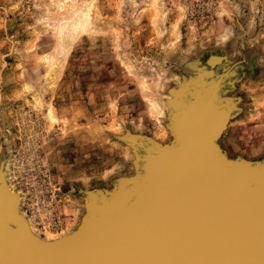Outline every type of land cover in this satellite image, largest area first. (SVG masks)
<instances>
[{"label":"rangeland","instance_id":"1","mask_svg":"<svg viewBox=\"0 0 264 264\" xmlns=\"http://www.w3.org/2000/svg\"><path fill=\"white\" fill-rule=\"evenodd\" d=\"M214 67L218 143L264 161V0H0V191L29 232L77 228L86 193L133 175V137L170 140V90Z\"/></svg>","mask_w":264,"mask_h":264},{"label":"water","instance_id":"2","mask_svg":"<svg viewBox=\"0 0 264 264\" xmlns=\"http://www.w3.org/2000/svg\"><path fill=\"white\" fill-rule=\"evenodd\" d=\"M185 82L166 102L170 140L129 139L135 176L85 194L80 238L63 249L38 246L13 211L12 195L0 191V264H264V161L230 155L218 143L220 130L209 128L211 118L197 114L214 82L190 81L191 98L176 104ZM233 112L230 118L235 103ZM185 127L208 128L213 153H199Z\"/></svg>","mask_w":264,"mask_h":264},{"label":"bare ground","instance_id":"3","mask_svg":"<svg viewBox=\"0 0 264 264\" xmlns=\"http://www.w3.org/2000/svg\"><path fill=\"white\" fill-rule=\"evenodd\" d=\"M83 16H84V18H82V24H81V27H84L85 28V26H87L86 28H88V25L90 24V20H89V17H88V10L87 11H85V12H83ZM92 23V22H91ZM89 28H91V27H89ZM84 29H81L80 31H81V33H82V31H83ZM68 45H69V43H66V42H64L63 44H62V48H63V50L64 49H67L68 48ZM219 51V50H218ZM214 52V51H213ZM214 57H218L219 58V56L218 55H215ZM199 62V61H198ZM50 63V62H49ZM216 63V65H217V63H218V61L217 62H215ZM51 64H52V62H51ZM194 66H201L200 64H195ZM193 66V67H194ZM205 66V65H204ZM203 67V66H202ZM204 68V67H203ZM219 69V68H218ZM204 71H206V72H213V75L212 76H210V77H205L204 78V80L203 81H197V77H195V78H192V80H191V82H193V81H197V83H200V85H203V86H205L204 85V83H207V82H214L213 83V85L212 84H210L211 86H210V90H212L213 92H214V94H215V92H217V91H219V90H221V87H222V81L221 80H223L224 78H225V76H224V74H219V72L217 71V68H209V69H204ZM211 80V81H210ZM220 80V81H219ZM218 82H220L221 84H218ZM189 83V81H187V82H185L184 83V85L186 86L185 88H181V90L180 91H177L175 94H174V99H175V101H178L181 97H189V98H191V95H188L189 94V92L190 91H192V92H194V90L195 89H193V88H195V86L196 85H193V84H188ZM213 86H214V88H213ZM228 86V85H227ZM214 89V90H213ZM172 90V89H171ZM171 90H170V92H171ZM231 91V90H230ZM168 102V101H167ZM213 104H214V101H211ZM169 103V102H168ZM202 104V106L200 107V108H203V110L201 111V112H199V113H197V114H200V117H202V116H209L210 118H211V121H210V123H209V128H211V129H213V130H215V129H218V130H220V127H221V125L220 124H217V122H218V118H217V116H213V115H211L208 111H207V109L205 108V101L204 102H202L201 103ZM200 108H198L197 109V107H195V111H197V110H199ZM231 114V113H230ZM220 121L221 120H219V122L218 123H220ZM185 130H186V133H187V137L186 138H188V139H190V141H192V140H195V141H193V142H195L196 143V145L199 147V149H200V151H199V153H201L202 152V150L203 149H206L207 151H211V153H213V150H212V148L210 147V146H208V142H207V135L209 136V134H210V131L208 130V128H206V127H204L202 130L201 129H199V133H195L194 132V128H191V127H185ZM218 130H215L216 132L218 131ZM201 133H203L201 136H200V134ZM142 135V134H141ZM145 135V134H144ZM140 136V135H139ZM217 136V135H216ZM153 139V138H152ZM172 139H173V136H172ZM140 141V140H139ZM199 141V142H198ZM192 142V143H193ZM128 144V143H127ZM220 145V144H219ZM224 149V148H223ZM226 150V149H225ZM133 163V162H132ZM156 163H153V165H155ZM133 165V164H132ZM133 176H135V175H133ZM115 178H117V176L115 177ZM132 180H136V177H134V178H132ZM5 184H6V182H4ZM5 191H7L8 192V194H9V190H8V188H6V185H5V188H3ZM97 189V188H96ZM4 190H3V193H5L4 192ZM105 190H108L107 189V187H105ZM109 190H111V189H109ZM108 190V191H109ZM2 192V191H1ZM103 194H105V193H103ZM124 194H130L128 191H124ZM12 195V199H11V201H10V203H11V205H12V207H13V211L15 212V213H17V210L18 209H16L17 208V203H16V198H15V196L13 195V194H11ZM82 196H83V194H81ZM89 195V194H88ZM88 195L86 196V197H88ZM96 195V194H95ZM84 202V205H85V201H83ZM18 214V213H17ZM82 216H83V214H82ZM81 220H83L82 218H80ZM35 238V237H34ZM80 238V235H79V233L78 232H76V230H75V228L71 231V233H69V234H67V235H65V236H62V237H59V238H56V239H51V240H43V239H41V238H35V239H37L38 240V246H50L51 244L52 245H54L55 247H57V248H59V249H63L64 248V244H65V242H68V241H71V240H73V239H79Z\"/></svg>","mask_w":264,"mask_h":264}]
</instances>
